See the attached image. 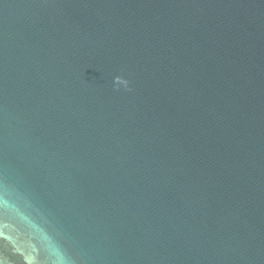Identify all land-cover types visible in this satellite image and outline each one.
<instances>
[{"label":"water","instance_id":"95a60500","mask_svg":"<svg viewBox=\"0 0 264 264\" xmlns=\"http://www.w3.org/2000/svg\"><path fill=\"white\" fill-rule=\"evenodd\" d=\"M0 264H264V0H0Z\"/></svg>","mask_w":264,"mask_h":264}]
</instances>
